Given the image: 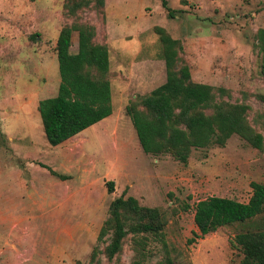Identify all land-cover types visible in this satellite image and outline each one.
<instances>
[{"label":"rangeland","instance_id":"374dc122","mask_svg":"<svg viewBox=\"0 0 264 264\" xmlns=\"http://www.w3.org/2000/svg\"><path fill=\"white\" fill-rule=\"evenodd\" d=\"M167 1L173 18L160 0H104L102 6L91 0L79 8L74 0H0V264H159L166 258L174 264L238 263L241 255L231 240L260 219L198 237L194 204L213 195L246 202L250 182L264 183L258 39L264 0ZM105 9L113 23L106 38L113 69L121 56L126 64L120 68L139 78L142 91L160 85L166 75L164 64H157L161 44L154 29L163 27L179 40V65L188 66L191 79L224 88L215 102L247 106L246 120L262 135L261 147L233 134L222 146L192 149L186 163L168 153L146 154L125 108L115 113L116 127L95 123L58 147L29 143L26 126L37 129L36 111L41 124L39 100L57 93L59 29L100 28ZM146 60L155 62L152 79ZM108 180L114 181L113 192L107 191ZM122 193L157 208L163 231L161 236L129 231L119 252L108 258L103 250L110 234L103 241L97 236L110 202Z\"/></svg>","mask_w":264,"mask_h":264},{"label":"trees","instance_id":"16d2710c","mask_svg":"<svg viewBox=\"0 0 264 264\" xmlns=\"http://www.w3.org/2000/svg\"><path fill=\"white\" fill-rule=\"evenodd\" d=\"M94 1L104 5V0ZM90 2L74 0L72 6L86 7ZM160 2L168 17L173 18L175 10L169 7L168 1ZM101 14L103 19L104 10ZM75 30L77 49L72 51L71 35ZM154 30L161 44L165 81L146 93L136 94L125 106L143 152L168 153L186 163L192 149L222 146L233 134L260 148L263 137L248 124L247 106L215 102L216 92L222 93L224 88L215 89L193 81L188 66L179 65L182 49L179 40L163 27L156 26ZM96 35L94 24L59 29L55 42L60 78L57 93L38 102L43 132L51 146L61 144L112 113L108 48L104 42L97 41ZM258 39L264 76V29ZM259 99L264 104V95ZM204 109L210 112L205 113ZM106 186L108 192H113L114 181H106ZM250 187L251 195L246 202L215 195L198 200L194 204L193 220L198 229L195 233L202 237L219 227L260 219L254 229L237 232L231 246L241 255L237 264H264V183L251 181ZM163 226L164 220L157 208L143 206L134 196L124 197L122 193L110 202L108 217L100 227L97 240L103 241L110 234L103 251L111 258L119 252L129 231L161 236ZM95 255L93 251L91 258ZM159 264L174 263L166 258Z\"/></svg>","mask_w":264,"mask_h":264},{"label":"crops","instance_id":"0c3cea01","mask_svg":"<svg viewBox=\"0 0 264 264\" xmlns=\"http://www.w3.org/2000/svg\"><path fill=\"white\" fill-rule=\"evenodd\" d=\"M109 16H111V15L108 13V10L105 9L104 10V18L101 19L102 20L101 26H100V28L96 27V34H97L96 38L101 39L102 40L101 42H104L105 44L107 43V40H106L107 36H110V34L112 33V26H113V23H112ZM110 22H111V26H110ZM74 40H77V35H75L73 32L71 35V50H72V46L75 42ZM109 42H108V44H106L107 48H108V54L110 53V49H111L109 46ZM123 60L124 59L121 56L117 57L115 60V66H117V67H116V69H113L111 67L113 63L111 62V56L109 54V78L108 79L110 81L112 113L109 116L105 117L104 119L98 121L99 124H102V122L106 121L109 123V125L111 123V127L113 126V123H115V127H116V125L120 121L115 119V113L123 110L125 108V106L128 104L129 100L131 98L135 97L136 94L146 93V92L142 91L143 88L141 86H139L140 84H138L139 78L137 81L136 80L137 78H135L134 76H131V75L127 76L124 73V70L120 68V66H123L126 64L123 62ZM154 64H155V62H149L147 60L144 62V65H145V67H147V71H148L147 75L150 77V78L148 77L149 79H152L154 77V76H151L153 74L152 66L154 67ZM157 64L161 65V67H162V64H164L163 59L160 58L158 60ZM155 87H153V88H155ZM153 88H151V89H153ZM150 90H148V91H150ZM54 95H55V93L51 96H54ZM116 95L118 97L117 103H116V99H115ZM47 97H50V96H47ZM43 98H45V97H43ZM35 116H36L37 124L39 126L37 127V129L35 131L28 130L30 124H28V126H26L25 135L27 137V140L29 141V143H31L33 145L38 144V142L41 144L47 145V142L45 140L46 138H45V135L43 132V128L41 127L42 124L39 123L37 111L35 113ZM110 118H111V121L109 120ZM79 133H77L76 135H78ZM64 142H62V143H64ZM61 144L56 145V147L60 146ZM35 149L37 150V148H35ZM36 150L34 152H36Z\"/></svg>","mask_w":264,"mask_h":264}]
</instances>
